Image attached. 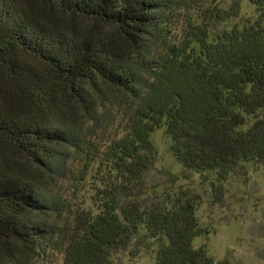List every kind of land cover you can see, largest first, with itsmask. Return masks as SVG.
Returning <instances> with one entry per match:
<instances>
[{
  "label": "trees",
  "instance_id": "16d2710c",
  "mask_svg": "<svg viewBox=\"0 0 264 264\" xmlns=\"http://www.w3.org/2000/svg\"><path fill=\"white\" fill-rule=\"evenodd\" d=\"M189 1L0 0V264L54 249L66 264H111L139 237L154 264H214L194 245L193 196L147 203L134 193L163 125L176 160L218 185L264 164V0H249L254 21L213 36L189 16L176 39ZM240 12L234 0L213 15ZM112 115L126 133L102 151L88 133ZM102 155L115 170L100 212L68 222L71 206L53 186L72 162L84 179Z\"/></svg>",
  "mask_w": 264,
  "mask_h": 264
},
{
  "label": "rangeland",
  "instance_id": "374dc122",
  "mask_svg": "<svg viewBox=\"0 0 264 264\" xmlns=\"http://www.w3.org/2000/svg\"><path fill=\"white\" fill-rule=\"evenodd\" d=\"M233 1L190 0L186 5H180L174 37H183L189 16L192 22L207 24L212 36L222 29L243 26L257 18L256 6L249 0H240L238 17L229 22L216 20L213 12L228 9ZM115 117L106 118L96 133L93 130L88 133L102 151H107L126 133L124 117L117 120ZM254 120L249 118L247 125ZM151 139L154 146L152 160L134 197L157 203L178 194L193 196L202 230L194 241L195 247L205 248L214 264H264V164L247 163L218 185L214 181L215 174L202 175L176 160L164 125L152 133ZM69 170V174L53 186L54 193L60 194L71 206L66 220L73 222L80 213L100 212L109 176L114 175L112 164L102 155L91 165L84 179L76 172L83 170L81 162H72ZM155 259L154 249L148 248L147 242L139 237L115 253L111 264H154ZM31 264H66L65 255L54 249Z\"/></svg>",
  "mask_w": 264,
  "mask_h": 264
}]
</instances>
